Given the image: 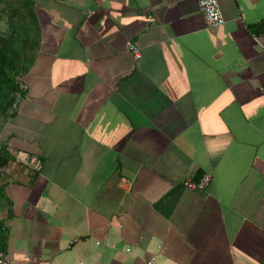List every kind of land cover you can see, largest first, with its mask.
Masks as SVG:
<instances>
[{
	"label": "crops",
	"instance_id": "1",
	"mask_svg": "<svg viewBox=\"0 0 264 264\" xmlns=\"http://www.w3.org/2000/svg\"><path fill=\"white\" fill-rule=\"evenodd\" d=\"M218 3L208 27L196 0H34L0 118L10 264H264V0Z\"/></svg>",
	"mask_w": 264,
	"mask_h": 264
},
{
	"label": "trees",
	"instance_id": "2",
	"mask_svg": "<svg viewBox=\"0 0 264 264\" xmlns=\"http://www.w3.org/2000/svg\"><path fill=\"white\" fill-rule=\"evenodd\" d=\"M33 8L34 0H0V15H5L7 22V28L0 30V118L15 113V94L18 92L22 99L27 89L22 76L40 40L38 16ZM7 160V155L0 154L1 166ZM5 232L0 223V250L5 247Z\"/></svg>",
	"mask_w": 264,
	"mask_h": 264
},
{
	"label": "built area",
	"instance_id": "3",
	"mask_svg": "<svg viewBox=\"0 0 264 264\" xmlns=\"http://www.w3.org/2000/svg\"><path fill=\"white\" fill-rule=\"evenodd\" d=\"M196 3L206 26L208 27L220 26L225 22L224 17L220 11L218 0H196ZM261 29L264 34V23H262ZM129 48L133 52L135 58H138L140 56L138 49L133 44H129ZM20 100H21V96L17 92L14 98L13 108L15 109L17 108ZM17 155L19 157V160L27 162V160H24L27 156L26 153L19 152ZM32 168L34 170H39L41 168V162L39 159L35 160V162L32 165ZM2 175H3V166L0 165V176ZM210 179H211V175L209 173H205L197 180L194 179L185 180L184 185L187 188L203 191L208 186ZM121 183L123 186H126L127 189L130 188V183L126 179L121 178ZM125 251L130 252L131 248H126ZM0 264H10L9 258L7 257V254L3 250H0ZM147 264H151V261H148Z\"/></svg>",
	"mask_w": 264,
	"mask_h": 264
}]
</instances>
